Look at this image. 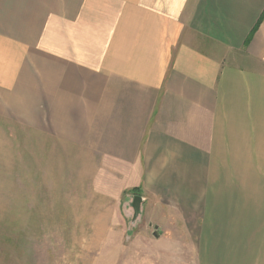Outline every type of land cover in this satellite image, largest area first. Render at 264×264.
<instances>
[{"label":"crops","instance_id":"obj_1","mask_svg":"<svg viewBox=\"0 0 264 264\" xmlns=\"http://www.w3.org/2000/svg\"><path fill=\"white\" fill-rule=\"evenodd\" d=\"M262 133L264 0H0V149L125 193L165 250L244 264L213 183Z\"/></svg>","mask_w":264,"mask_h":264},{"label":"rangeland","instance_id":"obj_2","mask_svg":"<svg viewBox=\"0 0 264 264\" xmlns=\"http://www.w3.org/2000/svg\"><path fill=\"white\" fill-rule=\"evenodd\" d=\"M14 147L0 149V264H194L190 246L165 250L149 240L155 227L144 208L138 214L125 205V193L99 196L88 177L66 167L41 164L34 174V166L19 164ZM230 154L233 163L220 167L213 183L217 206L231 212L225 221L245 239L244 264H264V133ZM203 264L221 262L210 255Z\"/></svg>","mask_w":264,"mask_h":264},{"label":"water","instance_id":"obj_3","mask_svg":"<svg viewBox=\"0 0 264 264\" xmlns=\"http://www.w3.org/2000/svg\"><path fill=\"white\" fill-rule=\"evenodd\" d=\"M134 211H135V213H137V207L136 206H134Z\"/></svg>","mask_w":264,"mask_h":264}]
</instances>
